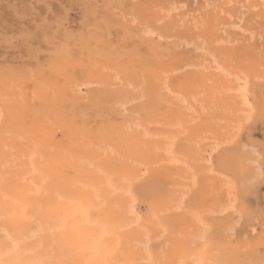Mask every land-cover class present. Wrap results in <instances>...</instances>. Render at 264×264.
<instances>
[{
  "label": "rangeland",
  "instance_id": "obj_1",
  "mask_svg": "<svg viewBox=\"0 0 264 264\" xmlns=\"http://www.w3.org/2000/svg\"><path fill=\"white\" fill-rule=\"evenodd\" d=\"M180 134L215 162L167 163ZM189 171L215 174L216 215L231 197L232 219L216 221L230 239L167 241L157 264H193L195 251L201 264H264V0H0V264H140L129 183L166 205L148 222L183 214L189 236L202 195L184 190ZM100 224L118 241L93 254Z\"/></svg>",
  "mask_w": 264,
  "mask_h": 264
},
{
  "label": "crops",
  "instance_id": "obj_2",
  "mask_svg": "<svg viewBox=\"0 0 264 264\" xmlns=\"http://www.w3.org/2000/svg\"><path fill=\"white\" fill-rule=\"evenodd\" d=\"M184 126L177 127L175 129H167L166 131H173L176 133H184ZM190 129H187V131L194 132L198 130V127L196 125H190ZM248 128L245 127V132H247ZM170 137H173V143L169 144V146H172V152L171 154H165L162 153V157H165L167 160V163L169 164H181V163H191L193 165L197 164V169L199 170V165L206 164L208 167L210 164H213L215 162V156L212 155H205L203 158V161H200L199 157H196L193 155L195 146L198 145L197 148H199V144L191 143V145L188 143V140L191 138V136L188 134L186 136H172L168 135ZM194 136V135H193ZM168 140L164 138L160 145L167 142ZM168 146V145H167ZM166 146V147H167ZM162 147V146H160ZM191 150V154H189L185 160H183L184 156L181 155V152H189ZM164 151V150H163ZM166 152V151H165ZM192 158V160H190ZM210 169V168H209ZM189 179L184 183V190H191L193 195H196L197 193L200 194L202 191V195H200L199 203L195 204L194 207V218L195 220V228H194V235H185L181 236L179 229L181 227L179 226V222L177 220H182L181 215L183 214H173L171 213L168 216H164L163 214L160 215L159 219L155 216L154 219H152L150 222H148V219H151V212L152 210L161 211L166 206L165 204H160L157 207L158 209H153V205H149L146 200H148L149 195L147 191V185H132V183H129V186L127 189H129L130 193L126 194L124 193V204H127V213L129 214V219H133V228L134 230H138L141 235L139 236L140 240L139 246L140 251H136V255H139L143 259L142 263L140 264H157V260L160 256L158 249L159 245L167 242L172 241L174 243H177L182 248L189 250L197 248L198 250H203L205 248L210 247V245H213L218 242H226L229 241L230 236L229 234H222L220 227L217 231V223L218 222H226L227 220L232 219V210L230 208L231 205L227 206L226 201H230L231 197L228 198L224 196V202H225V208H223L221 215H216V206L215 201L210 197V191L213 190L214 186L216 185L215 182V174L213 172H202L199 173V171H189L188 173ZM155 179L160 180V187L162 189H169L171 187V182L168 178L165 177H155ZM110 183L109 186L118 192V187L115 186V184L109 180ZM39 182V181H38ZM225 184L227 185L225 188V193L229 192L231 193V186L232 182L231 179H227L225 181ZM113 189V190H114ZM205 191H207V196L205 195ZM197 194V195H198ZM44 195L43 188L38 190L37 193L34 194L33 201L40 200L41 196ZM100 195V194H99ZM228 195V194H227ZM101 196V195H100ZM52 197V195L50 196ZM50 197H47L48 204L50 205L51 199ZM99 197V196H98ZM102 197V196H101ZM103 198V197H102ZM119 198V197H117ZM47 201V200H46ZM55 201V200H54ZM53 201V202H54ZM103 201V200H102ZM133 204L131 208H129V204ZM83 205V203H81ZM84 206V205H83ZM255 209V208H254ZM90 210L88 209V216L90 218ZM171 212V211H170ZM169 217H171L170 220ZM101 225V224H100ZM105 225V224H104ZM101 229V226H97V230L99 231ZM109 232V230H108ZM107 232V233H108ZM104 233V234H107ZM192 233V231H191ZM104 234H102L99 245H107V244H115L117 245V238L110 240H106L104 237ZM66 241H69L66 239ZM116 242V243H115ZM142 245V246H141ZM139 248V247H138ZM180 249V248H179ZM139 250V249H138ZM142 250V251H141ZM194 254H199L201 257V263H202V253L200 251H195L190 254V257L192 258V263H195ZM178 257H174L173 260H176ZM200 263V264H201Z\"/></svg>",
  "mask_w": 264,
  "mask_h": 264
},
{
  "label": "bare ground",
  "instance_id": "obj_3",
  "mask_svg": "<svg viewBox=\"0 0 264 264\" xmlns=\"http://www.w3.org/2000/svg\"><path fill=\"white\" fill-rule=\"evenodd\" d=\"M243 100H244V98H243ZM169 144H171V142L167 143L168 146L164 149L166 151V152L165 151L164 152L167 153L168 155L171 154V153H174V152H172V146H169ZM32 160H33V156L30 157V163L33 166ZM126 192H127V194H129L130 193L129 189H127ZM132 205L133 204L130 203L129 207L131 208ZM75 208H77V209H75ZM75 208L74 209H75V212L77 213V217L79 218V222L90 224L91 221H90L89 216L87 214L88 213V209L85 206H83L82 204L77 205V207L75 206ZM100 226H101V229H99V231L97 233L93 234L92 237L89 238V240L86 241L87 244L90 243V248H91V251H92L93 254H97L100 251V247H99V243L98 242H99L102 234H104L105 231H106L102 224ZM195 263L196 264H200V261L197 260Z\"/></svg>",
  "mask_w": 264,
  "mask_h": 264
}]
</instances>
